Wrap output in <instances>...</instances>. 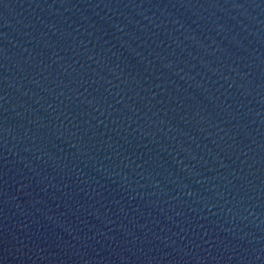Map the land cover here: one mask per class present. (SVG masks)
I'll use <instances>...</instances> for the list:
<instances>
[{
    "label": "water",
    "instance_id": "1",
    "mask_svg": "<svg viewBox=\"0 0 264 264\" xmlns=\"http://www.w3.org/2000/svg\"><path fill=\"white\" fill-rule=\"evenodd\" d=\"M0 264H264V0H0Z\"/></svg>",
    "mask_w": 264,
    "mask_h": 264
}]
</instances>
